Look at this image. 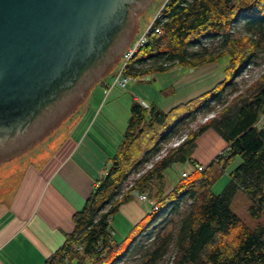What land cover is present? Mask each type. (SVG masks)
I'll use <instances>...</instances> for the list:
<instances>
[{"label": "trees", "instance_id": "trees-1", "mask_svg": "<svg viewBox=\"0 0 264 264\" xmlns=\"http://www.w3.org/2000/svg\"><path fill=\"white\" fill-rule=\"evenodd\" d=\"M161 13L155 21L161 33L149 35L125 73L132 76L151 68L168 70L178 64L199 67L229 56L225 77L210 90L167 111L134 100L109 169L83 208L74 213L73 231L45 264H122L129 246L120 255L119 243L111 236L110 220L121 204L133 199L135 190L147 193L159 205L158 211L150 212L137 225L139 232L154 222L151 231L160 228L142 264L162 257L171 244L175 251L171 264H264V223L251 227L232 209L242 190L251 200V217L264 216V125L260 124L264 119V73L249 86L236 88L234 97L213 117L189 129L187 138L136 177L131 187L125 185L157 153L162 141L197 112L221 101L232 77L264 52V0H167ZM205 41L218 42L219 51L210 52ZM210 129L227 143L224 155L194 170L167 193L165 171L174 164L192 161L198 139ZM226 172L229 181L215 193L214 184ZM187 197L193 201L178 224L161 218L178 211L180 201Z\"/></svg>", "mask_w": 264, "mask_h": 264}, {"label": "rangeland", "instance_id": "rangeland-1", "mask_svg": "<svg viewBox=\"0 0 264 264\" xmlns=\"http://www.w3.org/2000/svg\"><path fill=\"white\" fill-rule=\"evenodd\" d=\"M166 1L167 0H151L145 8L138 10L134 15V26L127 40L118 50L115 58L83 89L84 93L80 95V98L75 104V111L71 114L68 113V115L56 127V130H53L50 135L43 137L24 154L4 163L0 167V207L3 205L0 209V216L4 217V220L7 219L6 215H4L7 213L4 207L6 204L4 202H7L10 199L9 192L19 184L20 179L23 176L26 177L34 172H36V178L37 175L44 176V172H46L45 170L48 168L47 165L49 164H44L45 160L50 157L49 162L52 165H54L56 161H60L61 156H63L70 148V141L72 140L71 136H78V134L81 133L79 131L83 127L82 124H87L90 119H93L96 113H99L105 102L108 104L114 101L115 104H119L121 108L120 112L112 111L110 114L111 118L114 117L117 122L119 121V123H121V120L125 117L123 113L130 116V110L134 103L133 99L135 95L139 96V102L146 106L156 105L164 110H169L172 106L185 102L187 97L195 98L197 95L210 90L225 77L223 70L229 60V56H222L218 63L215 64H203L202 71H194L195 69H193L192 66L179 64L172 66L168 70L160 71L151 68L143 73L133 74L129 85L126 88L115 86V88L107 94V87L113 83L115 74L121 69L123 63L121 58L124 50L128 45L134 43L140 34L147 29L149 24H151L157 16L158 12L162 10ZM241 25L242 22L235 24L234 30H237ZM205 43L204 46H207L210 52H216L220 45L218 42L212 44L205 41ZM147 64V66H150L151 63ZM188 71L192 72L191 79L196 78L194 80L195 82L192 80L190 85H188L189 82L184 83L182 81L183 72ZM213 71H216V73L209 76ZM263 73L264 52L261 53L256 62L244 68L242 73H236L232 77V85L225 90L221 101L213 102L211 107L197 112L194 117L185 121L182 128L177 133L161 142L157 153L151 155L149 161L144 163L138 171L141 170L143 173L152 167L156 161L165 156L171 148L179 146L184 139L187 138L189 129L196 128L199 124L206 122L223 108L227 100L234 97L237 93L236 88L243 89L249 86ZM127 110L129 113H127ZM129 118L130 117H128L127 121ZM73 120H75L77 124L80 123L77 130L75 125L67 128L69 125L68 123ZM125 120L126 117L122 120V124ZM260 124L263 125L261 121ZM68 134L71 136L68 137ZM63 140L64 142L61 143L59 150L54 154L58 144ZM226 145V142L214 130L210 129L206 131L198 139V147L193 156L197 161H188L185 164L177 163L168 168L165 171L166 186H168V184L175 186L174 184L178 183L183 178V171H188L190 174L197 169L199 164L204 166L206 163L214 160L220 151L225 150ZM238 162L239 161H236L231 168H234ZM110 165L111 159L105 170H108ZM137 172L131 176L125 185L129 184L130 181H134V178L137 177ZM229 178V172H226L214 184V192L220 193L229 181ZM190 200L191 203H189ZM192 201L193 200L190 197L181 200L178 211H174L172 215L168 214V216L163 214L161 218L163 217L165 219L168 217L169 220L172 219L178 224L182 213L190 208ZM250 204L251 200L247 194L242 190H239L232 202V209L251 227L256 226L259 222L264 223V216L261 219H254L251 217L248 210ZM161 218L157 223L161 221ZM166 223H163V225ZM153 224H155V222L149 223L144 231L139 232L137 229L127 237H117L116 243H119L120 255H122L129 246V252L123 259L122 264H142V262L147 261L144 255L148 249L152 248L153 242L160 229L151 231ZM174 253V246L171 244L162 257L152 263L149 262V264H171L174 258Z\"/></svg>", "mask_w": 264, "mask_h": 264}, {"label": "water", "instance_id": "water-1", "mask_svg": "<svg viewBox=\"0 0 264 264\" xmlns=\"http://www.w3.org/2000/svg\"><path fill=\"white\" fill-rule=\"evenodd\" d=\"M150 1L0 0V147L73 86L88 85L115 58L135 13ZM39 140L0 159V167Z\"/></svg>", "mask_w": 264, "mask_h": 264}, {"label": "crops", "instance_id": "crops-1", "mask_svg": "<svg viewBox=\"0 0 264 264\" xmlns=\"http://www.w3.org/2000/svg\"><path fill=\"white\" fill-rule=\"evenodd\" d=\"M193 69L202 71L203 66ZM215 73L213 71L209 76ZM182 77L184 83L189 82L188 85L196 79H191V71L183 72ZM133 100L140 101L139 96L135 95ZM106 104L93 119L82 124L78 136L68 134L72 138L70 148L60 161L52 165L50 157L45 160L44 164H49L44 176L37 175L36 178V172L23 176L9 192L10 199L4 202L7 219L0 216V264H45L47 258L64 244L67 234L73 231V215L83 208L93 187L106 174L105 169L122 140L130 117L123 113L125 122L122 124L125 117L121 123L117 122L110 113H119V104L114 101ZM74 122L68 123L67 128L75 125L77 130L80 123ZM63 142L58 144L54 154ZM193 160L197 161L192 157ZM171 185L168 184L167 193L174 187ZM151 210V202L141 200L137 195L121 204L110 220L114 242L118 236L127 237L137 230V225L145 221Z\"/></svg>", "mask_w": 264, "mask_h": 264}, {"label": "flooded vegetation", "instance_id": "flooded-vegetation-1", "mask_svg": "<svg viewBox=\"0 0 264 264\" xmlns=\"http://www.w3.org/2000/svg\"><path fill=\"white\" fill-rule=\"evenodd\" d=\"M96 65L89 70L93 71ZM85 72V71H84ZM90 74V73H89ZM86 80L85 82H87ZM82 84V83H81ZM73 86L62 97L53 103L52 109L47 111L43 115L37 116L34 121L29 125L27 131L19 135L15 140L0 147V159L10 157L19 151L21 148L27 145H32L38 139H42L56 130L59 123L68 115L75 111V104L80 98V95L84 93L81 88H85L83 84ZM69 114V115H70Z\"/></svg>", "mask_w": 264, "mask_h": 264}, {"label": "built area", "instance_id": "built-area-1", "mask_svg": "<svg viewBox=\"0 0 264 264\" xmlns=\"http://www.w3.org/2000/svg\"><path fill=\"white\" fill-rule=\"evenodd\" d=\"M162 13L161 11L158 12L157 16L154 18L153 22L151 24H149V26L147 27V29L140 34V36L135 40L134 43L130 44L127 46V48L124 50V53L122 55V66L121 69L115 74L114 76V80L113 83L107 87V93L110 91L111 88H113L114 86H120L122 88H126L130 82L131 77L125 73V68L127 66V64L129 63V61L134 57V55L139 51V49L141 48V46H143L145 44V42L148 40V37L151 33H161V28L155 25V21L161 17ZM250 66V64H249ZM246 70V69H245ZM242 73V72H240ZM261 123L264 125V119H261ZM224 155V150L220 151L219 154L215 157L217 158L218 156H223ZM203 167L202 164H199L197 169L201 170ZM142 173V171H138L137 177ZM133 175V174H132ZM190 174L188 173V171H183L182 176L183 178H187ZM131 178V177H130ZM129 178V179H130ZM135 179V178H134ZM132 180V179H131ZM134 181H130L129 184H127V187H131L133 185ZM134 195H137L141 200H146V201H150L151 205H152V210L151 212L154 211H158L159 210V205L157 203V201L151 200L148 196L147 193L141 192L139 190H135L134 191ZM189 203H191V200L189 201ZM168 216V214H166Z\"/></svg>", "mask_w": 264, "mask_h": 264}]
</instances>
